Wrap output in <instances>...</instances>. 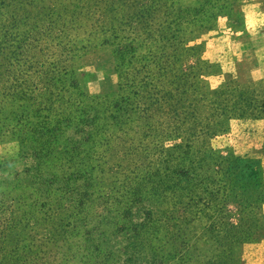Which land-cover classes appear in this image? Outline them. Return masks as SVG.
Wrapping results in <instances>:
<instances>
[{"label":"rangeland","instance_id":"rangeland-1","mask_svg":"<svg viewBox=\"0 0 264 264\" xmlns=\"http://www.w3.org/2000/svg\"><path fill=\"white\" fill-rule=\"evenodd\" d=\"M4 1L0 264H264V0Z\"/></svg>","mask_w":264,"mask_h":264},{"label":"trees","instance_id":"trees-1","mask_svg":"<svg viewBox=\"0 0 264 264\" xmlns=\"http://www.w3.org/2000/svg\"><path fill=\"white\" fill-rule=\"evenodd\" d=\"M232 5H233V2H232ZM8 6H11L10 4H8V3H6L4 0H0V9L1 10H4V9H7V7ZM44 6H46L45 5V3L43 2L42 3V5L37 9V15H43L44 14ZM1 10H0V20H5L6 18H8V16L6 15L7 13L5 12V11H3V12H1ZM46 10H48V7H47V9ZM233 9L231 8V11H232ZM184 12H186V15L188 16V14H189V10L188 9H186ZM6 13V14H5ZM5 15V16H4ZM194 15H196V13L194 14ZM194 15H190V17H191V19L189 20L190 22H194V23H196L197 21L195 20V18H194ZM12 20V19H11ZM37 21H42V20H37ZM189 21H186V22H189ZM193 23V24H194ZM21 24H23V22H18L16 25H11V27H12V29H11V31L12 30H15V29H17ZM1 26V25H0ZM35 29V27H32V28H30L29 30H27V33H29L30 31H32V30H34ZM5 33H8V31L7 30H3L2 28H1V30H0V68L2 69V66L5 64V63H9L10 61H11V58L9 57V60H7V58H6V52H9L10 51V48L14 45V44H16V47H15V49H19L20 50V47L22 48V44H23V42H24V40H18V36H15V38H10L9 36H7V34H5ZM45 33V30H40V31H38V33H34V36H39V37H41V35H43ZM33 35V34H32ZM32 35H30V36H32ZM173 37V36H172ZM172 40H173V38H172ZM174 41H176V39L174 40ZM19 44V46H18V44ZM15 49L14 50H11L12 52H15ZM19 52V51H18ZM126 52V49L125 48H123V47H118L117 49H116V53H118V54H120V53H125ZM116 68H117V70H118V72L120 73V76H121V70H123V67H122V65H121V63L119 62V63H117L116 64ZM49 70L50 69H47V68H45L44 69V71H48L49 72ZM189 73H191V72H189ZM46 75H47V73L45 74V76H44V78L46 77ZM64 75H67V73H64ZM66 80V79H65ZM77 80L75 79V78H67V81H66V83H68L69 84V87L70 88H75L76 87V85H77V82H76ZM50 82V81H49ZM48 82V83H49ZM62 82V79L61 78H59V79H57L55 82H54V84H62L61 83ZM49 86L50 87H53V85L51 84V83H49ZM226 89L227 88H225V90L223 89V91H224V94H227L226 93ZM237 89H231V90H228V93L229 94H231V93H234L235 91H236ZM236 97L240 100L239 102L238 101H233L232 102V105H231V109H229L230 110V116L232 115V114H235V113H238V115L237 116H235V117H242V116H244V114H245V109L246 110H250L251 108H252V106H251V102H250V100H249V98L248 97H246V95L245 94H237L236 95ZM233 99V98H232ZM124 103H126V100L125 99H121V97L119 98V101H115L114 100V104H113V107L114 108H118L119 107V109H120V106H122ZM244 104H247V105H244ZM240 105H244V106H242V107H240ZM260 113H264V108H262V109H260ZM74 118V117H73ZM65 121L67 122V123H69L70 122V119H65ZM213 154L214 153H212L211 151L210 152H208V153H206L205 155H203V157H202V159L200 160V161H198L194 166H188L187 168H183L180 172L179 171H176V174H180V173H184V177H183V181L184 182H186L187 180L189 181V180H191V174L193 175V174H195V172H196V169H199V168H201V167H203V165L204 166H213V165H216V163L217 162H219L218 161V157L216 158V157H213ZM228 158H231L233 161H235V162H233V163H246L247 161L246 160H248L247 158L245 159V158H241V157H238V156H233L232 154H228V155H226L225 157H223L222 158V160H225V159H228ZM235 159V160H234ZM258 166H259V169H260V172H261V175H260V178H258L257 179V181H256V183H255V186H257L256 188H258L259 190H260V193H261V195H262V198H261V203H264V181H263V172H262V167H261V163L259 162L258 163ZM194 167V168H193ZM247 178H245V182H247L246 183V185H249V182L251 181V180H249V176H246Z\"/></svg>","mask_w":264,"mask_h":264},{"label":"crops","instance_id":"crops-1","mask_svg":"<svg viewBox=\"0 0 264 264\" xmlns=\"http://www.w3.org/2000/svg\"><path fill=\"white\" fill-rule=\"evenodd\" d=\"M254 126H256V128H257L256 129L257 130V136L260 135L262 141L259 143L260 140L254 139V142H252L251 145H249L248 147H245L243 152H245L246 150H249L252 146L257 150L258 149L261 150V146H262L263 140H264V120L257 121ZM260 163H261L262 172H263V179H264V156H263V158H261Z\"/></svg>","mask_w":264,"mask_h":264},{"label":"clouds","instance_id":"clouds-1","mask_svg":"<svg viewBox=\"0 0 264 264\" xmlns=\"http://www.w3.org/2000/svg\"><path fill=\"white\" fill-rule=\"evenodd\" d=\"M261 22H264V18H262V21Z\"/></svg>","mask_w":264,"mask_h":264}]
</instances>
